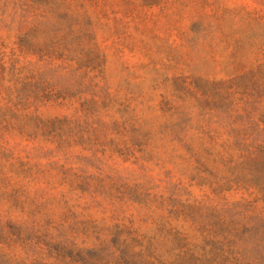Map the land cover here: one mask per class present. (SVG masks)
<instances>
[{
  "label": "rangeland",
  "instance_id": "1",
  "mask_svg": "<svg viewBox=\"0 0 264 264\" xmlns=\"http://www.w3.org/2000/svg\"><path fill=\"white\" fill-rule=\"evenodd\" d=\"M0 264H264V0H0Z\"/></svg>",
  "mask_w": 264,
  "mask_h": 264
}]
</instances>
